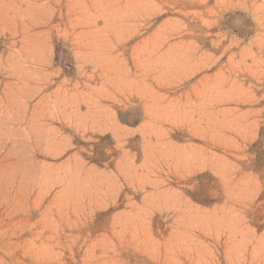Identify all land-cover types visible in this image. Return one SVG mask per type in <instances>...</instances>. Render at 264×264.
Masks as SVG:
<instances>
[{
	"label": "rangeland",
	"instance_id": "374dc122",
	"mask_svg": "<svg viewBox=\"0 0 264 264\" xmlns=\"http://www.w3.org/2000/svg\"><path fill=\"white\" fill-rule=\"evenodd\" d=\"M0 264H264V0H0Z\"/></svg>",
	"mask_w": 264,
	"mask_h": 264
}]
</instances>
